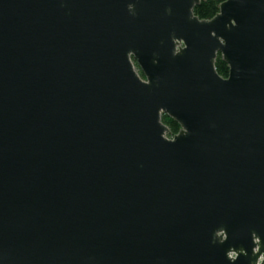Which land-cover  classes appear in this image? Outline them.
Wrapping results in <instances>:
<instances>
[{
  "label": "water",
  "instance_id": "water-1",
  "mask_svg": "<svg viewBox=\"0 0 264 264\" xmlns=\"http://www.w3.org/2000/svg\"><path fill=\"white\" fill-rule=\"evenodd\" d=\"M202 1L0 0V264H264V0Z\"/></svg>",
  "mask_w": 264,
  "mask_h": 264
},
{
  "label": "trees",
  "instance_id": "trees-1",
  "mask_svg": "<svg viewBox=\"0 0 264 264\" xmlns=\"http://www.w3.org/2000/svg\"><path fill=\"white\" fill-rule=\"evenodd\" d=\"M224 0H205L197 5L194 9L195 14L200 19H211L213 18L220 10V5ZM216 68L219 74L223 77H227L229 74V66L222 59L221 55H218L216 60ZM140 74L143 76L142 71L139 69ZM163 122L167 124L172 133L175 134L179 131L180 125L177 121L169 117L167 114H163Z\"/></svg>",
  "mask_w": 264,
  "mask_h": 264
}]
</instances>
